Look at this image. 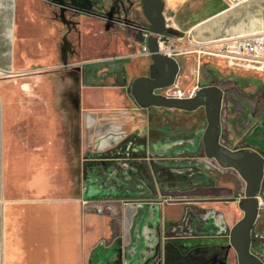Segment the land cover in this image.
Wrapping results in <instances>:
<instances>
[{"label":"crops","instance_id":"crops-1","mask_svg":"<svg viewBox=\"0 0 264 264\" xmlns=\"http://www.w3.org/2000/svg\"><path fill=\"white\" fill-rule=\"evenodd\" d=\"M162 3L166 27L198 41L264 32V0ZM119 8L107 17L55 0H0V264H144L184 210L163 186L117 188L108 211L67 190L64 120L79 164L111 166L124 142L162 177L156 114L165 107L132 96L152 60L140 31L119 21L151 23ZM226 256L237 264L234 249Z\"/></svg>","mask_w":264,"mask_h":264},{"label":"rangeland","instance_id":"rangeland-1","mask_svg":"<svg viewBox=\"0 0 264 264\" xmlns=\"http://www.w3.org/2000/svg\"><path fill=\"white\" fill-rule=\"evenodd\" d=\"M60 1L96 13L108 12V9L117 1L120 8L116 10V14L126 13L129 16L137 13L143 17L142 0H55V2ZM187 45V43L174 42V46L178 48ZM175 58L179 71L174 83L168 87L158 88L155 92L167 95L173 85H178L185 94L189 95L207 84H215L224 90L233 88L242 95L256 97L258 103L254 118L264 111V72L236 70L223 61L207 57L199 59L195 54L175 56ZM148 73L149 70H145V74ZM129 90L131 92V82ZM248 108L246 102L240 101L227 91L224 93L220 137L223 144L232 148L240 147L242 145L240 143L248 138L249 127L253 120ZM158 113L156 115L161 122L159 121L157 127L163 131L166 142L164 157L168 169L179 167L178 169L185 171L182 176L176 175V180L169 179L165 190L174 201L177 199H186V201H179L183 206L185 205L184 210L181 209L179 215L175 214L171 219L170 227L165 228L160 243L144 264H158L162 258L163 247L167 244L170 246L166 254L167 264H195L201 258H192L190 255L200 254L203 248L210 245L220 244L233 250L228 240L229 231L243 215V210L238 208L237 202L245 194L244 179L234 169L223 168L214 159L206 158L202 143V136L207 125L204 107L191 111L162 108ZM69 122V120L63 121L67 190L73 194L82 190L85 205L93 210L108 211L114 198H118L115 196L119 191L114 179L115 163L111 166L79 164L77 161L79 152L70 145L76 140L73 135H70ZM130 139L134 141V145L140 143L134 136H130L128 140ZM124 147L123 142L119 151L122 150L124 156L117 153V157L123 158L119 164L120 169L126 174L131 163L125 160L127 152ZM137 156L142 158L141 154ZM142 159L149 165L145 156ZM123 180L125 182L121 183L122 187L129 188L128 179ZM177 181L181 183L178 184ZM154 184L153 180L152 185ZM181 187H184V191L180 190ZM225 196L234 197V200L225 202L197 200ZM230 204H233V209L228 207ZM217 217H220V220L217 221ZM253 232L256 241L252 245V250L264 257V208L259 209V217ZM194 246H197L195 252Z\"/></svg>","mask_w":264,"mask_h":264},{"label":"water","instance_id":"water-1","mask_svg":"<svg viewBox=\"0 0 264 264\" xmlns=\"http://www.w3.org/2000/svg\"><path fill=\"white\" fill-rule=\"evenodd\" d=\"M142 3L143 14L151 23L147 45L151 52L152 63L149 65V75L139 76L132 81L131 94L140 106H161L185 111L204 107L207 125L202 136V143L206 157L214 159L223 168H233L246 181L245 195L238 199V208L243 210V215L231 227L228 238L237 256V264H264V257L253 252L251 247V230L259 211L256 191L262 178L264 160L257 151L232 148L220 142L223 88L215 84H207L195 90L192 96L182 98L168 97L155 92L158 88L168 87L174 83L179 66L175 57L158 51L157 34L164 32L167 28L163 14L164 3L162 0H142ZM108 13L107 17H111L112 10ZM225 91L246 99L236 90ZM177 201H186V199H177Z\"/></svg>","mask_w":264,"mask_h":264},{"label":"built area","instance_id":"built-area-1","mask_svg":"<svg viewBox=\"0 0 264 264\" xmlns=\"http://www.w3.org/2000/svg\"><path fill=\"white\" fill-rule=\"evenodd\" d=\"M107 14V13H106ZM122 26H130L140 31L144 37L141 51L150 56L147 45L150 28L147 25L133 24L126 21H119ZM158 51L163 54L175 57L195 54L200 58H209L223 61L227 66L234 69L246 71L264 72V32H252L250 34H237L235 36H224L217 39L198 41L184 33H171L164 31L158 33ZM174 42L187 43V46L175 47ZM167 93L168 97H190L185 94L178 85H173Z\"/></svg>","mask_w":264,"mask_h":264},{"label":"flooded vegetation","instance_id":"flooded-vegetation-1","mask_svg":"<svg viewBox=\"0 0 264 264\" xmlns=\"http://www.w3.org/2000/svg\"><path fill=\"white\" fill-rule=\"evenodd\" d=\"M147 75H149V73ZM227 89H233V88H226L225 90H227ZM225 90H224V93L226 92ZM233 90H235V89H233ZM237 92H239V91H237ZM224 93H223V95H224ZM229 93L232 94L234 97H236L235 94H233L231 92H229ZM242 96H245V95H242ZM245 97H246V99H242L240 97H236V98L239 99L240 101L246 102L248 104V106H249L248 112L250 113L253 120H252V123L249 127L250 133L248 135V138L240 143L242 145H240L239 148H245L249 151H255V152L257 151L259 154H261V156L264 160V111L254 118V115L257 113L256 107H257L258 99L256 97H250V96H245ZM222 100H223V98H222ZM220 113H221V119H222V115H223L222 104H221ZM221 134H222V129H221V133L219 135V140H220ZM220 142H221V140H220ZM119 149H120V147H119ZM119 149H116L117 153H119V155L122 156L123 152H122V150L119 151ZM126 155L127 156H126L125 160L128 163H131V164H129V167H128V170L126 171V174L124 171H122L120 169V164H119V162L122 161L123 158L121 156L116 158L117 162L115 163L116 171L114 173V179H115V182H116L115 184H116L117 188H122L121 183L124 184L125 181L123 179L126 178V179H128V184H129L130 188L142 189V191H144V192H145V190L146 191H152L157 186H163L164 188L168 187L167 182L169 181V179H175L176 180L177 179V178H175L176 175L182 176L185 174V171L178 169L179 167H176V169L175 168L170 169V170L168 169L167 162L165 161L166 158L164 157L165 152H163V155H161V157H160V164L163 168L161 170V174H162L161 178H155L153 173L151 171H149L148 166L151 163L149 165L145 164L144 163L145 161L143 162L142 158L130 155L129 151ZM208 158H210V157H208ZM125 175H126V177H124ZM195 177H197V176H195ZM153 180H154L156 185L155 184L152 185ZM177 183L180 184L181 182L177 181ZM245 185H246V181H245ZM244 190H245V188H244ZM256 192H257L256 193V199H257L258 204H259V209L264 208V167H263V172H262V178L259 182L258 189ZM244 195H242L241 197H243ZM228 198H234V197H227V196H225V197H209V198H198L197 200H203V201L205 200L207 202H225V201H230V200H226ZM177 202H179V201H177ZM258 217H259V211H258V215H257V219H256L255 223L257 222ZM217 221H218V219H217ZM255 223H254V226L251 230L252 245L256 241L255 237H254V232H253L254 227H255ZM252 245H251V247H252ZM210 246H212V245H210ZM194 248L196 249L197 246H194ZM169 250H170V246H168V244L164 245L163 251H162V258L160 259L158 264H167L166 254L169 252ZM186 252H184V253H186ZM145 263H147V262H145Z\"/></svg>","mask_w":264,"mask_h":264},{"label":"trees","instance_id":"trees-1","mask_svg":"<svg viewBox=\"0 0 264 264\" xmlns=\"http://www.w3.org/2000/svg\"><path fill=\"white\" fill-rule=\"evenodd\" d=\"M165 31H169L171 33H178L177 30L171 29L167 27ZM227 248L225 246L221 245H214L210 247L203 248L201 250L200 254L196 253L195 255H190V257L195 258L197 257L198 259L201 258V260H198L195 264H210L211 262H218L221 264H225L227 261ZM196 249L193 251L195 252Z\"/></svg>","mask_w":264,"mask_h":264}]
</instances>
